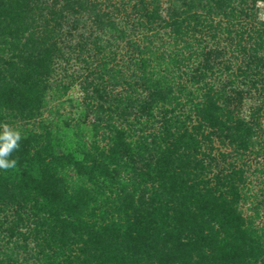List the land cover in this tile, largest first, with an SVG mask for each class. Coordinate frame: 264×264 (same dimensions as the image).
Listing matches in <instances>:
<instances>
[{
	"label": "trees",
	"instance_id": "obj_1",
	"mask_svg": "<svg viewBox=\"0 0 264 264\" xmlns=\"http://www.w3.org/2000/svg\"><path fill=\"white\" fill-rule=\"evenodd\" d=\"M257 4L0 0V125H26L16 167L0 169V264H257L247 230L264 184L253 193L245 169L264 159ZM75 80L107 148H63L39 118L51 85Z\"/></svg>",
	"mask_w": 264,
	"mask_h": 264
},
{
	"label": "rangeland",
	"instance_id": "obj_2",
	"mask_svg": "<svg viewBox=\"0 0 264 264\" xmlns=\"http://www.w3.org/2000/svg\"><path fill=\"white\" fill-rule=\"evenodd\" d=\"M257 10L259 19L264 20V3H258ZM77 65H74L72 67L74 68V71L70 70L69 72L71 73L77 71V68L79 66ZM64 66V63L62 62H60L59 65L56 66L54 74L55 78L56 76H62L63 72H61V70ZM82 87L83 85L80 80H75L74 84L68 89V91L63 93L56 90V87L54 85H51L50 90L47 91L44 98L45 104L39 112L41 115L39 118H41L42 123L46 125L48 130L52 132V136L54 135V137H57V139L61 141L63 148L68 147L72 141L78 140V138L85 142L87 146H90L93 141L97 140L99 148H107L108 140H102L101 137H106L108 133L104 130L103 125H99L100 127L95 126V113L92 109L86 106L88 102H91L89 101V99H87V97H93L92 93H90V91L88 90H83ZM144 89V86H140L138 88L140 93L145 95L148 93V91H145ZM113 90V92H117L121 90V87L116 86V88ZM254 107L255 101L246 100L243 106L242 115L247 116L251 109ZM261 122L262 126L264 127V117L262 118ZM93 125L99 131L98 133L101 132L102 134L100 133V135L98 134L95 137L94 132H96V130L94 129ZM9 126L18 131L26 128V125H24L23 121L18 118L12 120V124H10ZM217 146L218 144L214 143V147ZM219 149L220 151L229 150L228 148ZM248 160L249 161L246 164L247 166H245V169L248 170V173L246 175H249L250 179L254 182V185L252 184V186H248L251 187V191L253 193L259 194L258 190L262 189V184H264V176H260L259 171L255 170V168H263L264 171V166H261V162L264 161V159L263 157L255 158L254 156H251ZM110 197H114V195L110 194ZM256 199L259 200L258 202H261L262 200H264V194L259 195ZM236 207L240 211V214L245 221H247L249 217L254 216V206L250 204V201H241V203L239 202ZM254 229L255 230L246 229L248 231L247 234L249 237L256 241L257 246L259 245L258 252L263 251L262 254H264V209L260 210L259 218L255 219ZM21 231L23 233L25 232V230ZM5 236L6 233H2L0 239H4ZM27 245L28 249L34 247L33 243L30 240L28 241ZM258 259L259 260H257V264L264 263V255H260Z\"/></svg>",
	"mask_w": 264,
	"mask_h": 264
},
{
	"label": "clouds",
	"instance_id": "obj_3",
	"mask_svg": "<svg viewBox=\"0 0 264 264\" xmlns=\"http://www.w3.org/2000/svg\"><path fill=\"white\" fill-rule=\"evenodd\" d=\"M258 3H264V0H258ZM0 169H13L17 165V159H9L11 153L19 148L18 142L21 140V134L18 130L11 128L7 123L0 125Z\"/></svg>",
	"mask_w": 264,
	"mask_h": 264
}]
</instances>
